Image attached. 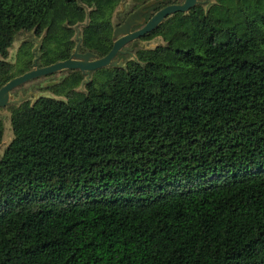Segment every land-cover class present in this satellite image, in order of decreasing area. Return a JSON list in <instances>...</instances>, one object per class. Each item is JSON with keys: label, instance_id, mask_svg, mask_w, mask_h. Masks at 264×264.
I'll list each match as a JSON object with an SVG mask.
<instances>
[{"label": "trees", "instance_id": "trees-1", "mask_svg": "<svg viewBox=\"0 0 264 264\" xmlns=\"http://www.w3.org/2000/svg\"><path fill=\"white\" fill-rule=\"evenodd\" d=\"M118 2L0 0V85L30 66L27 42L2 59L19 31L45 65L87 12L78 49L103 55ZM156 35L8 106L0 264H264V0L197 2Z\"/></svg>", "mask_w": 264, "mask_h": 264}, {"label": "water", "instance_id": "water-1", "mask_svg": "<svg viewBox=\"0 0 264 264\" xmlns=\"http://www.w3.org/2000/svg\"><path fill=\"white\" fill-rule=\"evenodd\" d=\"M153 1L155 0H147L143 2L141 5L135 8L132 12H130L118 26H115L112 28L111 46L101 56H98L89 50H85L83 52H80L78 50V45L81 40L79 26L86 24L88 20L87 12L82 21L76 22L72 25V27L76 30L74 31L75 33H73V36H72V39L75 41V43L73 47L71 48L70 54L66 58L56 60L51 63L45 64V65H40L38 61L39 52H38V55L35 54L34 49L36 47L39 49L41 39L40 40L33 39L35 40L34 41L35 45H33L31 48V52L34 54L31 60V67L19 74L12 76L11 78L7 79L5 82H3L0 85V106L7 105V104H17L22 100H26L30 96L31 94L30 90L26 89L25 91H22L21 89H17L20 84L28 80H31L33 78H36L38 76H44L46 74H49L55 71H60L63 69L64 70L78 69L80 71V73L83 75V78L81 79L79 85L76 88L82 89L83 83L89 80L90 72L92 70L102 67V66H123L124 61L121 59L122 56H119L118 54H123V55L130 54L129 57L134 58L133 53H131V48H132L131 44L126 45L128 41H133L135 39L138 40V37L140 35H142L143 33L147 31H150L159 22H161L162 19L166 15L174 11H177V10L186 11L193 4L197 2H201L200 0H181L179 2L168 3L158 8L145 20L143 17H141L140 20L138 21L133 20L134 17L140 14V12L144 9V7L149 6L151 3H153ZM120 3H121V0H119L118 4ZM88 9L89 8H85L86 11H88ZM139 23H141L139 26H137L134 29H130L132 25L139 24ZM30 31L33 33L32 30ZM19 32H22V31H19ZM42 35L43 34L41 33L40 38L42 37ZM31 37L34 38L33 35H31ZM27 39L28 38H26V40ZM4 58L2 59L5 60ZM13 90H15L14 93H13ZM38 96H49V95H38ZM38 96H36L35 98H37ZM49 97L60 98L59 96L57 97L49 96ZM34 99H32L31 101H33ZM11 134H12V131H11ZM10 139L8 140V142L10 141ZM8 142L5 144V146L8 144ZM2 151L0 155L2 154Z\"/></svg>", "mask_w": 264, "mask_h": 264}, {"label": "rangeland", "instance_id": "rangeland-1", "mask_svg": "<svg viewBox=\"0 0 264 264\" xmlns=\"http://www.w3.org/2000/svg\"><path fill=\"white\" fill-rule=\"evenodd\" d=\"M200 1H201L203 6H206L207 2L211 1V0H200ZM137 2H139V0H121V3L117 4L111 13V23H114V21L116 20L114 18V15L116 12H118L121 15L125 11H127L130 8V6L132 7V5L136 4ZM79 29L81 30V26H79ZM73 31H76V30L73 28ZM73 33H75V32H73ZM31 35H33L34 38H32ZM26 38H28V39L26 40ZM33 39L40 40L41 38H40V35L36 36L30 30L17 33L15 35L11 45L7 48V54H6L4 59L7 60L8 63L14 64L16 62V52H17L18 47L23 42H27V43H29L28 47H29L31 60H32L34 54L31 52V48L33 45H35V42H34L35 40H33ZM159 42H162V39L160 36L156 35V36H153L149 39L136 40V41H134V44H135L134 46L137 45V46L151 47V46H153ZM126 45H129V42L126 43ZM133 47L131 48V53L133 52V49H134ZM34 51H35V54L38 55L39 51H38L37 47L34 49ZM129 56H130V54H125V57H122L121 59L124 61V58L129 57ZM30 67H31V64H30L29 68ZM65 73H66V70L63 69L60 71H55V72L46 74L44 76H38L36 78H33L31 80H28V81L20 84L17 89H21L22 91H25L26 89L30 90L31 94L27 98V100L29 102L38 95H49V96H55V97H57V96L62 97L60 95L54 94L51 91L50 87L53 84H56V82H58L65 75ZM17 89H15V90H17ZM15 90H13V93L15 92ZM10 92H12V91H10ZM9 105H12V104L0 106V121L2 123V134H1V138H0V153L3 149V147L5 146V144L8 142V140L12 136L10 125H9V119H8V115H9L8 106Z\"/></svg>", "mask_w": 264, "mask_h": 264}, {"label": "flooded vegetation", "instance_id": "flooded-vegetation-1", "mask_svg": "<svg viewBox=\"0 0 264 264\" xmlns=\"http://www.w3.org/2000/svg\"><path fill=\"white\" fill-rule=\"evenodd\" d=\"M180 0H173V2H170V3H174V2H179ZM143 3V2H142ZM142 3H140V4H138V5H136V6H134L133 7V5H132V7L130 6V8L127 10V11H125L123 14H119L118 12H116L115 13V15H114V18L116 19L115 21H114V23H112V28L113 27H115V26H118L122 21H123V19L130 13V12H132L135 8H137L139 5H141ZM165 5V4H164ZM163 6V4H161V5H159V6H157L155 9H153L151 12H149V14H146L145 15V9H143L141 12H140V14H138L136 17H134L133 18V20H140V18L141 17H143L144 18V20L146 19V18H148L154 11H156L158 8H160V7H162ZM143 20V21H144ZM141 23H139V24H135V25H132L131 27H130V29H134V28H136L137 26H139ZM73 25V24H72ZM148 32V31H147ZM147 32H145V33H147ZM111 33H112V29H111ZM145 33H143L142 35H144ZM142 35H140V36H142ZM73 36V35H72ZM71 36V37H72ZM140 36L138 37V40L140 39L141 40V38H140ZM134 41H136V39L135 40H133V41H128L129 42V45L131 44V47H133L135 44H134ZM112 42V41H111ZM127 42V43H128ZM134 44V45H133ZM79 50V49H78ZM80 52H83V51H85V50H79ZM70 52H71V49H70ZM70 52H69V54H70ZM68 54V55H69ZM66 58V57H65ZM60 60V59H59ZM51 63V62H50ZM31 64V63H30ZM25 71V70H24ZM23 72V71H22ZM21 73V72H20ZM19 74V73H18Z\"/></svg>", "mask_w": 264, "mask_h": 264}]
</instances>
